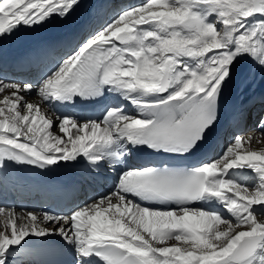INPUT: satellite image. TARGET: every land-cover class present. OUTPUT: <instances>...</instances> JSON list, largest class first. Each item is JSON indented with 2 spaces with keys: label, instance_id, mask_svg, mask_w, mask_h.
<instances>
[{
  "label": "snow or ice",
  "instance_id": "1",
  "mask_svg": "<svg viewBox=\"0 0 264 264\" xmlns=\"http://www.w3.org/2000/svg\"><path fill=\"white\" fill-rule=\"evenodd\" d=\"M79 3L0 0V44L22 28L67 19ZM38 55L47 61L38 84L0 79L8 93L0 171L8 162L45 169L81 158L118 171L107 193L66 213L0 208V264H13L33 238L54 236L71 264H264V146H253L264 139L236 132L216 152L226 87L243 79L247 61L264 68V0H145L101 10L87 30ZM33 90L40 102L22 95ZM106 97L97 118L41 112V102ZM131 153L183 163L131 164Z\"/></svg>",
  "mask_w": 264,
  "mask_h": 264
},
{
  "label": "bare ground",
  "instance_id": "2",
  "mask_svg": "<svg viewBox=\"0 0 264 264\" xmlns=\"http://www.w3.org/2000/svg\"><path fill=\"white\" fill-rule=\"evenodd\" d=\"M127 1L128 0H126L124 4H121L122 2L117 3V0H80L79 6L76 7L72 14L66 19L67 27L69 26L68 30H65L66 36L69 37L72 34L87 30L97 18V12L101 10L108 11L111 3H114L115 7H117L112 11L114 14L115 10L123 8L126 5L134 6L145 2V0H132L131 3ZM58 19V17H53L50 21H56ZM73 23L76 27H79L78 30H72ZM25 29L27 28H22L19 32L14 33L12 37L2 41V44H0V55L10 46L17 34ZM247 65L249 71L245 74L242 80L232 82L233 86L231 88L232 92L229 97V102L222 109L221 134L219 144L216 147V152L218 151L219 146L222 145L224 147L234 133H241V131H233L236 126L241 125L242 128L248 126L247 118L244 116L245 104L251 99L260 98L264 95V68L259 67L250 60L247 61ZM40 75L41 72L39 71L35 72L33 78L29 77L27 79L19 80L18 73L10 71L9 74L6 75L3 71H0V79H7L9 82H33L38 84ZM5 94L8 93H0V100H2L3 95ZM22 95H24L25 99L29 102L36 103L41 101V98L35 90L29 93H22ZM40 106L41 112L46 116L52 115L53 112H55V115L57 116L60 115V112L56 111L59 109V104L55 102L51 105H49L48 102H41ZM225 122H227V124L223 128ZM228 128L230 129V132H227ZM53 131L56 132V129L54 128ZM247 131L248 133L244 135H253L258 139H264V137H260V133L264 132V128L262 127L257 129L250 127ZM253 146L258 148L264 145L258 144L256 143V140H253ZM108 162L109 161H104L100 166H105ZM128 162L135 164V160L133 159H129ZM59 165L71 167L75 170L76 192L70 204L84 203L91 195L97 197L96 192L99 188L98 183L107 184L103 194L107 193L113 187L110 185V181L114 183L116 179L115 177H110L113 176L112 174L101 172L100 166H93L82 158L79 163L61 162ZM37 189L38 186L28 178V176L19 175L14 167L8 162L7 166L0 171V208H4L5 211L14 210L17 215H25L29 211L42 214V212L36 211L35 204L38 197L34 196V194L38 192ZM12 204H14V206H12ZM67 208H69V205ZM259 218L260 217H258V219ZM229 219H231V217H229ZM21 222L22 221L20 220L17 221L18 224ZM233 223H235L234 220ZM50 239L62 242V245L68 249V246L65 245L59 237L54 236L50 237ZM43 255L44 251L40 245L30 243V247H27L24 250H18L17 255L11 259L13 264H38L40 257L42 259V264L44 262Z\"/></svg>",
  "mask_w": 264,
  "mask_h": 264
}]
</instances>
